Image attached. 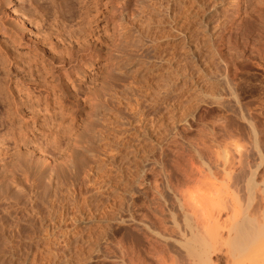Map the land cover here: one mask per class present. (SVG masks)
I'll return each instance as SVG.
<instances>
[{"label":"rangeland","instance_id":"374dc122","mask_svg":"<svg viewBox=\"0 0 264 264\" xmlns=\"http://www.w3.org/2000/svg\"><path fill=\"white\" fill-rule=\"evenodd\" d=\"M145 2L0 0V264H128L155 217L182 223L176 198L205 183L263 217L264 0H199L184 43L163 23L171 1ZM138 87L161 98L139 95L135 120ZM183 169L204 184L177 197Z\"/></svg>","mask_w":264,"mask_h":264},{"label":"bare ground","instance_id":"6f19581e","mask_svg":"<svg viewBox=\"0 0 264 264\" xmlns=\"http://www.w3.org/2000/svg\"><path fill=\"white\" fill-rule=\"evenodd\" d=\"M168 1V0H167ZM171 2H170V4L168 3V5H169V10L171 11V13H170V15H169V19H167V22H163V23H166V27L168 28H170V29H173L172 31H171V33L173 32V34L172 35H170V37L173 39L174 38V41L175 42H178V39L180 40V39H182L183 37L185 38V36L187 35H185V32H184V29L186 28V26L188 27V25L187 24H189L190 22H185L186 21V19H188L187 17H189L190 16V14H192L191 13V11H190V8H191V6L192 5H194V6H196V5H198L200 2H199V0H170ZM146 2L148 3L149 2V0L147 1L146 0ZM145 2V3H146ZM151 3H153V2H151ZM202 4V3H201ZM150 5V6H149ZM148 6L149 7H151V6H153V4L151 5V4H149ZM168 5H166V8H167V6ZM197 7V6H196ZM167 8V9H168ZM166 12V11H165ZM169 13V12H168ZM167 13H165V15H166ZM196 14V13H195ZM195 14H192V16L193 15H195ZM168 16L166 15V18H167ZM165 20V19H164ZM189 21H190V19H189ZM192 24H193V22H191ZM200 23V22H199ZM186 24V25H185ZM184 25H185V28H184ZM207 26V25H206ZM168 28V29H169ZM191 28H192V26H191ZM206 28H208V27H206ZM167 29V30H168ZM188 29V28H187ZM187 29L185 30V31H187ZM208 30H209V28H208ZM165 31V30H164ZM207 31V30H206ZM167 32V31H166ZM204 32H205V29H204ZM165 33V32H164ZM164 33H162L163 34V36H169V34L167 35V34H165L164 35ZM162 37V36H161ZM187 37V36H186ZM184 38L182 39L183 40V43H184ZM188 38V37H187ZM186 38V39H187ZM181 40V41H182ZM188 40V39H187ZM189 41V40H188ZM175 44V43H174ZM177 44V43H176ZM179 44V43H178ZM182 44V43H181ZM175 46V45H174ZM178 46V45H177ZM176 48V47H175ZM178 49V48H177ZM175 50V49H174ZM176 51V50H175ZM174 51V52H175ZM174 53L172 52V57H171V59L172 58H174V59H176V57H175V55H176V53H175V55H173ZM171 55V54H170ZM167 57V56H166ZM168 58H166V59H163V60H167ZM174 59H172V60H174ZM168 60H170V58L168 59ZM167 60V61H168ZM172 60H170V61H172ZM167 61L166 62H164V63H167ZM169 62V61H168ZM133 63V62H132ZM161 64H162V62H160ZM169 64V63H168ZM176 64V63H175ZM160 65V64H159ZM165 65V64H164ZM170 65V64H169ZM175 66V65H174ZM165 67H167V66H165ZM169 67V66H168ZM173 68V67H172ZM171 68V69H172ZM155 71H159V69H162V67H161V65L160 66H155ZM166 69V68H165ZM168 69H170V67L169 68H167L166 70L167 71H169ZM170 69V70H171ZM146 70V69H145ZM162 70H164V68L162 69ZM173 70H174V68H173ZM175 70H177V69H175ZM165 71V70H164ZM180 71V70H179ZM151 72V71H150ZM161 72H163V71H161ZM175 72V71H174ZM173 72V73H174ZM178 72V71H177ZM152 73V72H151ZM169 73V72H168ZM179 74V73H178ZM169 75V74H168ZM168 75H167V77H168ZM170 75H171V73H170ZM174 75V77H173V79L175 78V76H177V74L175 75V74H173ZM172 76V75H171ZM179 76V75H178ZM178 76H177V78H178ZM149 77H151V76H149ZM158 77V76H157ZM163 77V75H161V77H160V75H159V77H158V79L159 78H162ZM167 77H166V79H167ZM169 78V77H168ZM176 78V79H177ZM179 78H180V76H179ZM146 79V78H145ZM158 79H155L154 78V80H155V82H157V80ZM165 79V80H166ZM172 79V80H173ZM148 80V79H147ZM175 80V79H174ZM150 82L151 81H153V79L151 80H149ZM147 82V83H150V82ZM162 81V80H161ZM163 81H164V79H163ZM170 81V80H169ZM230 81V80H229ZM144 82V81H143ZM155 82H152V86H154L153 84L155 83ZM166 82V81H165ZM176 84H177V82H176V80L174 81ZM179 82V81H178ZM160 83V82H159ZM158 83V84H159ZM167 83V82H166ZM166 83H165V86H166ZM231 83V82H230ZM156 84V83H155ZM156 85V86H158V87H154L153 89L154 90H157V91H160V89H157V88H159V85ZM179 84H180V82H179ZM178 84V85H179ZM182 84V83H181ZM145 84L143 83V86H144ZM139 86V85H138ZM145 86H147V89H149L150 87H151V85H149L150 87L148 88V84L147 85H145ZM144 86V87H145ZM173 86H175V84L173 85ZM173 86H172V84H171V87L170 88H172L173 89ZM127 86H125V88H126ZM163 87V89H162V94L164 93L163 92V90H165L164 89V85H162L161 86V88ZM182 87V86H181ZM180 87V85H179V88H181ZM123 88H124V86H123ZM122 88V90H125V88L123 89ZM130 88V87H129ZM139 88V87H138ZM156 88V89H155ZM165 88H167L168 89V86L167 87H165ZM176 88L179 90V88L176 86ZM183 88V87H182ZM127 89V92H128V88H126ZM131 89V88H130ZM135 89V88H134ZM153 89H151L150 88V91L151 90H153ZM166 89V90H167ZM171 89V91H173ZM135 90H138V91H136V92H138V93H140V94H137L136 95V99H134L133 101L135 102V105L134 106H136V107H132V105H131V108H129L130 107V103L129 104H126L127 106H125V108H127L128 106V110H130V111H128L127 110V112L129 113V112H131V111H133V110H135L134 108H136V112H135V115H133V114H131V113H129V114H131V115H133V116H135L134 118H135V120H136V116H138L139 114H137L136 115V113L138 112V110H140L141 108H140V105L142 104V102H141V104H140V99L142 98V97H146V99L145 100H148L149 99V101H150V99H151V97L153 96V98H154V96L156 95V97H160L161 95H158L157 96V94L156 93H158L157 91L153 94L152 93V95L150 94L151 92L149 91V93L147 92V90H146V88H143V87H141V88H139V89H135ZM165 90V91H166ZM169 90V89H168ZM176 90V89H175ZM116 91V90H115ZM114 91V93L116 94V92H118V91H116L115 92ZM132 91V90H131ZM170 91V90H169ZM168 91V92H169ZM180 91V90H179ZM179 91H178V93H179ZM122 91H120V93H121ZM124 92V91H123ZM153 92V91H152ZM167 92V91H166ZM119 93V92H118ZM119 93V94H120ZM125 93H126V90H125ZM124 93V96L126 95ZM130 93V92H129ZM128 93V94H129ZM175 93V96L173 95ZM174 93L171 95V96H174L172 99L170 98L171 96H169V94H171L170 92L168 93V96H165L164 98H166V97H168V99H171L170 101L171 102H173V104H172V106H173V108L176 110H178V105H180V103L178 102V99H179V97H178V95H177V93L174 91ZM160 94H161V91H160ZM112 95V94H111ZM117 96H118V94H116ZM116 95H115V97H116ZM121 95H123V93L121 94ZM134 95V94H133ZM139 95L141 96L140 97V99H139ZM149 95L151 96L150 98H148L149 97ZM166 95H167V93H166ZM123 96V98H125ZM129 96V95H128ZM128 96H126V98H125V100H129L128 99ZM131 96H132V94H131ZM135 96V95H134ZM119 97V96H118ZM122 97V96H121ZM120 98V97H119ZM119 98H115L116 100H120ZM134 98V97H133ZM148 98V99H147ZM161 98V97H160ZM163 98V97H162ZM159 99V98H158ZM168 99H163V100H161V99H159V100H161V101H163L164 102V100H165V102H169V100ZM181 99V98H180ZM111 100H112V98H111ZM110 100V101H111ZM122 100H124V99H122ZM145 100H144V102H145ZM167 100V101H166ZM133 101L131 102V104L133 103ZM153 101H154V99H153ZM156 101V100H155ZM143 102V103H144ZM148 102V101H147ZM108 103V102H107ZM107 103H106V105H107ZM128 103V102H127ZM179 103V104H178ZM114 104V103H113ZM116 104V103H115ZM118 104L119 103H117L116 105L118 106ZM121 104V103H120ZM119 104V105H120ZM123 104V103H122ZM121 104V105H122ZM134 104V103H133ZM109 105V104H108ZM107 105V106H108ZM116 105H114V106H116ZM105 106V105H104ZM137 106L140 108V109H138L137 110ZM144 106V105H143ZM169 106H170V103H169ZM169 106H168V108H169ZM142 107V106H141ZM143 108V107H142ZM167 108V109H168ZM114 109H116V108H114ZM132 109V110H131ZM144 109V108H143ZM159 109V108H158ZM162 109V108H161ZM170 109H172V108H170ZM109 110V109H108ZM110 110L112 111V109L110 108ZM109 110V111H110ZM125 110V109H124ZM166 110V109H165ZM176 110V111H177ZM99 111V110H98ZM115 111V110H114ZM142 112L144 111V110H141ZM160 111V110H159ZM166 111H168V110H166ZM170 111V110H169ZM168 111V112H169ZM103 112V111H102ZM134 112V111H133ZM140 112V111H139ZM162 112H164L163 114H165L166 112L162 109ZM162 112H160V113H162ZM99 113V112H98ZM111 113V112H110ZM110 113H108L107 112V114H110ZM116 113L118 114V111H116ZM116 113H115V115H116ZM149 113V112H148ZM170 113H171V111H170ZM170 113H167V115L168 114H170ZM179 113V112H178ZM103 114V113H102ZM125 114V113H124ZM123 114V115H124ZM144 114H146V112L144 113ZM151 114V113H150ZM158 114V113H157ZM171 114H173V112L171 113ZM106 115V113L104 114V115H102V116H104V119L108 116H105ZM111 115V114H110ZM114 115V114H113ZM114 115V116H115ZM120 115V114H119ZM131 115H129V116H131ZM167 115H166V117H167ZM176 115H177V112H176ZM176 115H174V116H176ZM122 116V115H121ZM126 116V115H125ZM125 116H124V119H126L127 117H129V116H127L126 118H125ZM143 115H142V113H141V115H140V117L139 118H142L144 121H145V117H142ZM144 116H147V114L146 115H144ZM149 116V115H148ZM153 116V115H152ZM152 116H151V118H152ZM158 116H160L159 114H158ZM162 116V115H161ZM172 116V115H171ZM108 117H110V116H108ZM111 117L112 118H114L112 115H111ZM177 117H178V115H177ZM101 118V117H100ZM112 118H110V119H108V120H111ZM121 118V117H120ZM123 118V117H122ZM131 118H132V116H131ZM130 118V119H131ZM133 118V119H134ZM138 118V119H139ZM145 118V119H144ZM151 118H150V120H151ZM156 118H158L157 116H156ZM170 118V117H169ZM99 119V118H98ZM104 119H101V120H99L102 124H100V123H98V124H100V125H102L103 126V124L105 125V123H103V122H105L104 121ZM137 119V120H138ZM148 119H149V117H148ZM162 118H160V120H161ZM171 119V118H170ZM169 119V120H170ZM178 119V118H177ZM176 119V120H177ZM120 120V119H119ZM141 120V119H140ZM157 120V119H156ZM159 120V119H158ZM164 120H168V117H167V119L166 118H164ZM172 120V119H171ZM174 120V119H173ZM97 122H98V120H97ZM140 122V121H139ZM140 124H141V122H140ZM139 124V125H140ZM139 125H138V127H139ZM143 125V124H142ZM149 125H150V123H149ZM126 126V125H125ZM144 127H146V125L144 124L143 125ZM143 126H142V128H143ZM137 127V125L135 126V128ZM137 127V128H138ZM141 127V126H140ZM133 128H134V126H133ZM142 128H140V130L138 129V131L140 132V135H141V129ZM147 128V127H146ZM144 129V128H143ZM142 129V130H143ZM101 130V129H100ZM135 131V130H134ZM144 131V130H143ZM135 132H137V130L135 131ZM145 132V131H144ZM98 133H100V132H98ZM151 133V132H150ZM142 134H144L143 132H142ZM103 135V134H102ZM145 135V134H144ZM144 135H142V136H144ZM146 135H148L149 136V134H147V130H146ZM145 135V136H146ZM177 135V134H176ZM178 138V137H177ZM177 142V141H176ZM128 143V142H127ZM130 144V143H129ZM194 145V144H193ZM178 146V145H177ZM174 147H175V145H174ZM204 148V147H203ZM172 149V148H171ZM197 151H198V149H196ZM204 150V149H203ZM164 151V150H163ZM200 151V150H199ZM195 152V151H194ZM210 153V152H209ZM208 153V154H209ZM183 154H185V153H183ZM198 153H196V155H197ZM206 158V157H205ZM180 159V158H179ZM178 159V160H179ZM188 160V159H187ZM201 160V159H200ZM180 161V160H179ZM177 162V161H176ZM185 162V161H184ZM194 162V161H193ZM187 163V162H186ZM197 163V162H196ZM176 164H178V163H176ZM189 164V163H188ZM188 164H186V165H188ZM191 165H193V164H191ZM181 166V165H180ZM197 166V165H196ZM198 167V166H197ZM185 169H186V167H185ZM192 169V168H191ZM194 169V168H193ZM192 169V170H193ZM196 170H197V168H195ZM198 169H199V167H198ZM201 169V168H200ZM226 169V168H225ZM230 169V168H229ZM229 169H227V170H229ZM173 170V169H172ZM179 170H181V169H179ZM179 170H178V172H179ZM196 170H194V171H196ZM217 170V169H216ZM166 171V170H165ZM187 171V170H186ZM190 171V170H189ZM186 172V173H184V169H183V171L182 172H180V173H183V174H186L184 177H182V178H184V181H182V178H181V180L180 181H178L177 180V182H179V184H176V182H175V184H173V185H175V186H173L172 184H170V185H172L170 188H172L171 190H172V193H176L177 191H179L181 188H179L182 184H183V182L184 183H202V178H200L201 176H196V175H200V174H202V173H198V174H193V171H192V174L190 173V172ZM207 171H209V170H207ZM170 172V171H169ZM203 172V171H202ZM212 172V171H211ZM210 171H209V173H211ZM215 172V171H214ZM226 172V171H225ZM229 172H230V170H229ZM232 172V171H231ZM231 172L230 173H228V175H227V173H226V175H225V177L226 176H229V174H231ZM233 173V172H232ZM188 174V175H187ZM212 174V173H211ZM210 174V175H211ZM216 174V173H215ZM165 176H166V174H164ZM252 175V174H251ZM168 176V175H167ZM195 176V177H194ZM212 176V175H211ZM217 176V175H216ZM224 176V175H223ZM192 177H194V178H192ZM209 177V176H208ZM218 177H219V175H218ZM238 177V176H237ZM178 178V177H177ZM204 178H207V177H205V175H204ZM204 178H203V181H204ZM227 178H229V180H231V178H233V177H227ZM226 179V178H225ZM208 180V178L207 179H205V182ZM210 180V179H209ZM208 180V181H209ZM224 180V178L222 179V181ZM226 180H228V179H226ZM245 180V179H244ZM248 180H250V179H248ZM182 181V183H180ZM212 183H214L212 180H210ZM234 180H232V182H233ZM254 181V180H253ZM169 182V181H168ZM210 182V183H211ZM200 183V184H201ZM209 183V184H210ZM226 183V182H225ZM155 184V183H154ZM169 184V183H168ZM202 184H204V182L202 183ZM201 184V185H202ZM206 184L207 183H205V185H204V189L201 187H199L198 185H197V187H199V189L197 188V190H195L194 191V193H192L193 191H191V194L188 196V197H186L185 198V196H186V194L188 193V191H187V193L185 194V196L183 195L184 193V191H182L181 190V192H182V194H181V197L182 198H180L179 196H180V193H179V196L177 195V193L175 194V195H177V197H179V198H176V199H178V202H180V204H179V206H178V204L176 205V206H178L180 209H181V211H180V209H179V211L180 212H182V217H183V222L182 223H177V221H176V216H172V222L171 221H167L166 220V218H165V216H163L162 215V213H160V215H158V217L156 218L155 217V220L153 221V223L155 222V224H153L152 223V226L154 227V228H150V229H152L153 231H154V229H155V233H157V234H155L154 235V232H153V235H151V233H150V235L149 236H147V232H146V239H147V249H146V251H145V254H141L142 256L144 255V257H142L139 253H138V251H136L135 249H133L132 251H131V249H130V252H131V254H130V252H129V255H130V257L127 259L129 262H128V264H264V215H263V217H262V215L260 216L259 214V212H258V210H256V212H257V214H254L255 212H253V210L251 209V211H249V207H250V203H246L245 201H244V205H245V203H246V207L243 205V209H241V207L240 208H238V207H236V204L238 203V200H236V204L234 205L233 204V202H229L228 200H225L226 199V197L224 198V201H222L223 200V198H222V196H221V194L222 193H219V188H215V186L216 185H214V188L216 189V190H214V189H212V186L211 185H209L210 187H208V186H206ZM220 184H221V182H220ZM224 184V183H223ZM231 184V183H230ZM244 184V183H243ZM246 185H247V187H248V192L247 193H249V192H251L252 190H253V188H255L254 187V183L252 182V181H249V183L247 184V183H245ZM156 185V184H155ZM169 185V186H170ZM184 185V184H183ZM182 185V186H183ZM190 185V184H189ZM208 185V184H207ZM228 185V184H227ZM187 186V185H186ZM196 186V185H195ZM167 187V186H166ZM185 187V186H184ZM191 187V186H190ZM208 187V188H207ZM221 187H222V185H221ZM220 187V188H221ZM225 187V186H224ZM227 187V186H226ZM230 187H232V186H230ZM211 188V189H210ZM153 189V188H152ZM157 189H159V188H157ZM179 189V190H178ZM196 189V188H195ZM223 189V188H222ZM230 189V188H229ZM235 189V188H234ZM168 190V189H167ZM170 190V191H171ZM185 190H187V189H185ZM193 190H194V187H193ZM245 190V189H244ZM257 190V189H256ZM255 190V191H256ZM152 191V190H151ZM154 191V190H153ZM222 191V190H221ZM227 191V190H226ZM239 191V190H238ZM254 191V192H255ZM156 192V191H155ZM186 192V191H185ZM253 192V191H252ZM253 192V194H255ZM158 193H159V191H158ZM242 193V192H241ZM157 194V193H156ZM162 194V193H161ZM236 194V193H235ZM250 194H252V193H250ZM158 195V194H157ZM174 195V196H175ZM228 195V194H227ZM224 196V195H223ZM236 196V195H235ZM246 196V195H245ZM251 196V195H250ZM155 197V196H154ZM159 197V196H158ZM161 197V196H160ZM252 197V196H251ZM162 198V197H161ZM160 198V199H161ZM174 198V197H173ZM222 198V199H221ZM233 198V197H232ZM239 198V197H238ZM231 199V198H230ZM180 200V201H179ZM246 200H248V199H246ZM253 200V199H252ZM154 201V200H153ZM171 201V200H170ZM225 201H227V202H229V203H227V202H225ZM231 201V200H230ZM232 201H234L233 199H232ZM175 202H177V201H175ZM247 202H249V200L247 201ZM253 203V202H252ZM239 204V203H238ZM249 206H248V205ZM239 205H241L242 206V203H240ZM261 205V204H260ZM263 206V205H262ZM163 207H164V205H163ZM245 207V208H244ZM258 207V206H257ZM157 209H159V208H157ZM156 209V210H157ZM239 209H241V210H239ZM262 209H264V208H262ZM162 210H163V208H162ZM178 211V210H177ZM176 211V212H177ZM158 212H160V210H158ZM157 212V213H158ZM173 212V211H172ZM250 212H252V213H250ZM170 213V212H169ZM259 213V214H258ZM154 214V213H153ZM159 214V213H158ZM172 214V213H171ZM179 214V213H178ZM181 214V213H180ZM251 214H253V217H252V215ZM261 214H264V212H262ZM176 215V214H175ZM257 216L258 215V217L256 218V217H254V216ZM167 216V215H166ZM171 216V215H170ZM169 216V217H170ZM180 216V215H179ZM259 216H260V218H259ZM168 217V216H167ZM181 217V216H180ZM169 219V218H168ZM152 221V220H151ZM178 222H180V220H178ZM144 223V222H143ZM150 223V222H149ZM151 224V223H150ZM138 227V226H137ZM148 227H150V226H147V228ZM143 228V227H142ZM139 229H140V227H139ZM149 229V228H148ZM141 230V229H140ZM149 233V232H148ZM175 234V235H174ZM181 234V237H184V239H183V241H180V239L182 240V238H180V237H178L179 235ZM141 235V234H140ZM158 235V237L159 238H157L156 236ZM176 235H178L177 236V238L175 237ZM144 236V235H143ZM175 237L176 239H178L179 238V243L181 244L180 246H181V248L180 249H182V252H181V250L179 251V252H181V253H177V250L175 249V245L173 244H171V242L169 241V240H167L165 237ZM139 237V236H138ZM171 239V238H170ZM177 241V240H176ZM146 242V241H145ZM175 242V241H174ZM178 243V244H179ZM172 246L174 247V248H172ZM178 246V245H177ZM120 249V248H119ZM118 249V250H119ZM125 249V248H124ZM176 250V252H174V250ZM177 249H179V248H177ZM173 250V251H172ZM128 252V251H127ZM126 253V252H125ZM124 253V254H125ZM119 254V253H118ZM121 255V254H120ZM128 255V256H129ZM126 256V255H125ZM124 256V257H125ZM122 257V256H121ZM123 257V258H124ZM122 260V259H121ZM124 260H125V258H124ZM124 263V262H123Z\"/></svg>","mask_w":264,"mask_h":264}]
</instances>
